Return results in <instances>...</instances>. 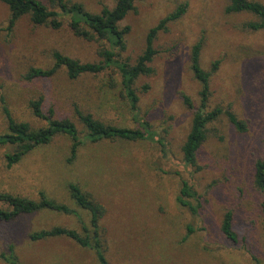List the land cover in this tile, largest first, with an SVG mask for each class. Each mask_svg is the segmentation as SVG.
Here are the masks:
<instances>
[{
	"label": "rangeland",
	"instance_id": "374dc122",
	"mask_svg": "<svg viewBox=\"0 0 264 264\" xmlns=\"http://www.w3.org/2000/svg\"><path fill=\"white\" fill-rule=\"evenodd\" d=\"M41 1L58 11L48 0ZM69 1L93 13L115 3ZM183 2L187 3L185 13L169 22L153 42L156 54L150 64L154 73L135 83L139 117L152 124L164 147L150 141H85L76 158L67 163L71 142L59 134L7 167L4 155L13 147L0 145V192L37 200L43 191L79 212L88 225L87 212L68 195V183H76L106 209L100 228L109 264H264L259 208L264 190L254 186L250 169L264 150V29H246L244 24L253 20L252 15L226 13L227 0H136L134 10L119 22L120 27L129 26V31L118 58L134 63L147 31ZM8 17V7L0 1V133L6 131L1 97L15 119L28 121L34 128L44 124L29 107V101L39 96L44 99L43 108L52 107L55 117L69 115L76 103L106 122L138 126L123 108L118 87L108 88V74L69 80L60 70L47 79H24L30 67H49L53 50L81 62L97 60L98 43L75 37L68 15H59V29L33 25L23 16L10 31L6 29ZM198 40L201 67L209 70L213 61H219L210 77L209 107L230 104L247 121L248 129L237 132L225 118L212 123L198 151L196 169L183 162L180 146L192 114L183 96L195 106L199 102L200 86L190 69V50ZM143 84H148L147 91H141ZM182 179L197 192L198 199H190L194 205L199 203L196 214L177 203ZM0 208L7 205L0 202ZM226 210L233 214L237 244L220 231ZM76 217L40 210L12 222L0 221V253L13 242L24 264H99L92 250L64 237L36 242L28 238L31 231L55 225L83 234ZM0 264L7 263L0 257Z\"/></svg>",
	"mask_w": 264,
	"mask_h": 264
},
{
	"label": "trees",
	"instance_id": "16d2710c",
	"mask_svg": "<svg viewBox=\"0 0 264 264\" xmlns=\"http://www.w3.org/2000/svg\"><path fill=\"white\" fill-rule=\"evenodd\" d=\"M9 10L7 30H12L17 21L27 16L29 21L36 26H49L52 29H59L62 21L59 19L61 13L68 15V26L75 37L89 41H96L97 60L92 62H81L77 58L64 54L58 50L51 52L52 63L49 67H30L24 74L27 81L47 79L64 70L69 80H77L83 75L108 74V88L118 87V96L121 98L123 108L132 115L137 127L119 126L104 121L95 116L86 107L73 104L72 113L65 116L55 117L52 107L43 108V97L31 99L29 107L34 117L41 119L44 124L34 128L28 121L15 119L7 106L2 101V111L6 121V131L0 133V145H10L13 149L5 153L7 167L18 163L26 154L33 149L47 145L59 134H64L70 139V151L66 162H72L78 153L80 146L88 141L100 143L109 141H150L157 142L164 147V141L152 124L139 117V95L135 83L141 76H150L154 73L151 62L156 54L153 42L158 32L167 30V24L181 17L187 8V3L178 4L171 12L162 17L156 25L151 27L145 37V45L142 52L136 57L134 63L118 58V52L125 49V35L129 26L120 27L119 22L134 10L136 0H115L112 7L102 6L97 13L90 12L79 2L69 0H48L54 10L46 6L41 0H0ZM226 13L245 12L252 15L253 20L247 21L244 26L250 31L264 29V3L255 0H227L224 7ZM201 40L196 41L190 50V69L193 77L198 81L200 89L198 92L199 102L195 106L188 96H183L184 104L192 110L189 131L186 133L180 146L183 162L190 167L199 168L198 151L207 140L210 133V125L220 118H225L232 128L240 133L248 129L246 120L241 119L232 109L231 105H216L209 107L210 77L219 61L212 62L209 70L201 67L199 62ZM120 80H117L115 75ZM148 84L141 86V91H147ZM89 90V89H88ZM71 95V94H70ZM69 95V96H70ZM73 103V102H72ZM251 181L254 186L264 190V150L262 157L255 160L251 166ZM69 198L76 206L87 212L88 225L82 221L79 212L66 203L56 201L48 197L43 191L39 192L38 199H30L25 196L14 195L8 192H0V202L7 205V208H0V221L12 222L18 217L33 214L40 210L59 212L79 217L83 234L75 229L55 225L46 229L34 230L28 233L32 242L42 239L64 237L73 241L81 248H88L94 252L99 264H109L105 255L104 240L101 234L100 223L106 209L103 204L96 201L90 193L83 191L79 185L70 182L67 185ZM190 199L197 200V192L192 189L184 179L181 181L179 195L176 200L181 207H186L191 214H196L198 206ZM259 208L262 219V246L264 251V197L259 201ZM76 217V218H77ZM233 214L226 210L220 222L221 234L231 244H237L238 237L233 229ZM192 228L188 227V233ZM13 242L6 244V251L0 253L1 259L7 264H24L16 255ZM254 261H257L253 256ZM258 263V262H256Z\"/></svg>",
	"mask_w": 264,
	"mask_h": 264
}]
</instances>
